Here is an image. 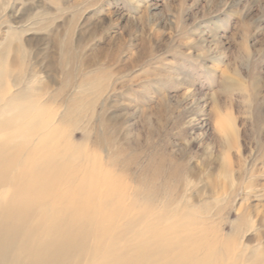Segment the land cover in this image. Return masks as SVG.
<instances>
[{
    "label": "rangeland",
    "instance_id": "1",
    "mask_svg": "<svg viewBox=\"0 0 264 264\" xmlns=\"http://www.w3.org/2000/svg\"><path fill=\"white\" fill-rule=\"evenodd\" d=\"M0 59L129 194L264 264V0H0Z\"/></svg>",
    "mask_w": 264,
    "mask_h": 264
},
{
    "label": "bare ground",
    "instance_id": "2",
    "mask_svg": "<svg viewBox=\"0 0 264 264\" xmlns=\"http://www.w3.org/2000/svg\"><path fill=\"white\" fill-rule=\"evenodd\" d=\"M19 69L0 59V264H239L211 243L204 220L157 212L155 188L129 194L95 154L71 145L66 122L45 118L29 86L10 95Z\"/></svg>",
    "mask_w": 264,
    "mask_h": 264
}]
</instances>
